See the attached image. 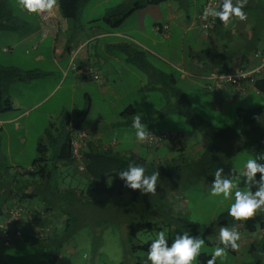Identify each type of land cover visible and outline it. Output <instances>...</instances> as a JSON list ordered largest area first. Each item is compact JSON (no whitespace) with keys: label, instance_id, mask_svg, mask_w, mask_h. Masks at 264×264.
<instances>
[{"label":"rangeland","instance_id":"obj_1","mask_svg":"<svg viewBox=\"0 0 264 264\" xmlns=\"http://www.w3.org/2000/svg\"><path fill=\"white\" fill-rule=\"evenodd\" d=\"M1 1L5 2L4 5H0L1 12L4 16L6 12L8 14L5 17H0V65L8 66L21 63L25 66L38 67L44 71L29 82L18 83L14 86L6 85L3 92H0V95L11 100L15 107L14 113L18 114L20 111L18 108L25 109L23 108L24 103H30L43 97L49 88L57 83L61 72L53 61V39L51 37L42 38L38 33L23 40L24 34H28L32 30L24 21L33 24L40 23L36 15L22 11L17 0ZM124 1L136 4L137 1L145 2L147 0H87L81 8L80 15L85 18L90 13L95 17L104 16L107 7L111 8ZM204 2L205 0H167L155 5H146L142 7L145 12L143 20L146 25L143 30L147 34V43L154 49H158L157 45L160 44L168 48L174 57L178 53L183 55V59L186 61V65L183 66L171 65L166 61L170 64L168 65L162 58L163 61L158 58H154L153 61L161 68L171 69L175 72L178 77L177 86L186 92L193 110L213 125L234 126L238 109L259 107L264 104V96L254 89H246L243 92H235V97H224L227 90L219 93L214 90L210 91L206 87V80L193 76L189 72L191 70V52L198 47H207L210 44L208 39L201 37L200 28L193 25L194 21L188 20V17H193L195 8L203 5ZM169 8H172L176 13V17L169 20L172 25V36L163 39L157 31V35H152L150 23L153 21V16L161 14V21H165ZM137 16L136 9L116 27H111L102 20L95 23L96 28L101 26L112 30L118 29L123 33L120 36H105L92 42L95 53L91 60L94 61L97 58L105 60L109 65L107 69H112V77L103 90L97 89L96 84L98 83L92 76H88V85L73 87L70 85L73 76L72 69H68L63 74L58 87L37 104L27 117H23L18 123H3L0 126V170L3 174L10 173L11 175H7L8 177L17 175V180L20 181L19 167L11 166V164L16 162L24 169L32 164L37 154L41 126L50 127L45 117L46 112L54 111L51 116L54 124L52 127L61 126V122L69 112L72 114L73 123L76 114L83 112L89 103V98L86 97L87 93L91 96V107L81 127L88 132L89 138L93 135L102 148L112 146L122 151L120 148L124 143L125 149L133 148L136 151L147 152L148 149L140 145V141L136 139L135 130L122 123L128 117L123 113L131 112L132 108H135L142 115L155 114V121L145 124L149 129L182 131L181 133H184L182 140L184 156L188 160H193L205 150L209 142L208 134L202 131L199 126L191 124L182 114L172 110L167 111L179 103L173 93L171 91L170 94L163 93L157 90L155 78H152L136 64L126 60L127 49L137 51ZM10 26L13 27L10 29ZM14 41L17 43L14 44ZM37 42H39L38 45ZM38 51H41L45 56H37ZM60 58V56L57 57L59 63L68 68L69 57H65L62 61ZM163 112L165 114L161 115ZM52 130L54 131V129ZM24 134L26 141L23 144V151L19 152L20 149L15 147L19 141L18 137H23ZM42 137L49 144L51 153L53 143L48 140L46 135ZM11 140L13 142L9 145ZM177 147V145L172 146L170 153L173 154H169L170 148L167 146L157 152L159 156L150 152L148 161L160 164V161L164 160L163 157H160L161 154H169L176 157L179 162L181 158L175 156L179 154ZM232 155L236 169L241 167L247 159H254L253 154L247 149L234 151ZM62 171L69 175H62ZM57 173L59 176L56 178L60 182L84 190V187L79 186V182L84 179L83 172L78 170L77 163L61 165ZM24 177L31 180L30 174H25ZM166 180H158L157 191L154 194L147 193L142 199L134 201H130L128 197H112V195L103 200L104 198L97 197L91 188L87 189V192L84 191V196L79 194L73 196L74 200H68V198L72 199V196L64 194L63 196L66 198L63 202L64 206L79 214L82 218H78V221L82 222L83 220V223L78 228L71 226L76 231L67 237L55 264H136L130 256L132 252L136 251L132 249L128 232L131 220L139 217L150 220L154 224L153 230L142 231L138 234L142 241L146 242L155 238L156 232L164 229L169 237V244H171L173 239V236L170 235L171 217L180 216L198 225L199 222L207 221L208 224L204 226V230L209 225L216 227V232L209 235L207 239L203 233H198L205 239V245L201 252L211 253L213 248L222 246L218 241L219 228L222 226L218 223V218L222 212L227 210L231 201L210 196L211 185L204 176L191 182L187 178V172L181 171L175 177ZM174 184L179 185L174 186ZM172 186L174 187L171 188ZM240 186L246 187L243 184ZM58 189L60 188H57L56 191ZM166 194L167 196L164 197ZM0 201L2 200L0 199ZM169 215L172 216L169 217ZM177 224L190 229L183 222ZM237 230L240 232L238 241L240 247L235 253L228 249L227 258L223 261L218 259L217 264H264V255H262L264 253V234L262 232L250 233L242 229L241 225L237 226ZM251 243L256 244V248L253 250L250 249ZM32 249L36 251L35 256H27L25 253L21 264H37L40 263V260H46L45 253L38 249V244L33 245Z\"/></svg>","mask_w":264,"mask_h":264},{"label":"trees","instance_id":"obj_2","mask_svg":"<svg viewBox=\"0 0 264 264\" xmlns=\"http://www.w3.org/2000/svg\"><path fill=\"white\" fill-rule=\"evenodd\" d=\"M86 1L87 0H57L61 15L65 18L74 20L75 22L79 19L81 8ZM163 1L167 0L137 1L136 4L124 1L107 9L103 20L111 27H116L136 9L138 10L150 4H159ZM2 2L3 1L0 2V5L5 4V2ZM244 10L252 21L251 35L249 39H246L243 42L244 47L239 48L237 53L234 51H227L225 53H219L217 51H202L201 54H198L201 61H206V63L212 64L213 69L216 71L221 72L231 69L237 60L239 63H246L247 60H249V57L257 50H262L264 52V0H257V4H252L251 0H247ZM7 14L8 12H6V15ZM5 16L0 8V17ZM219 23L220 20L217 22L216 26L209 31L214 30ZM12 27L13 26H10L9 28L11 29ZM126 51V60L128 62L136 64L146 71L148 75L157 80L155 86L157 90L169 94L171 91L179 100L178 104L173 105L172 109H167V111L170 112L172 110L175 113L182 114L191 124L199 126V128L209 136L208 145L198 157L193 160H188L186 156H184V146L181 145L182 135L179 130L176 129H149L151 132L162 130L175 131L177 133V138L172 141L167 140L159 142L155 146H150L149 144L147 145V143L140 141V145L148 149L146 150L147 152L143 151L144 153L142 151H136V149L133 148L123 151H119L112 146L102 148L99 146L98 140L88 138V141L81 149L82 159L84 161V168L81 169L79 167V160L73 152L72 138L76 131L84 130L82 129L81 124L90 111V98L85 110L76 114L72 126L69 122L71 119L70 113H67L58 133L52 131L53 128L51 129V127L53 125L51 123L45 134L48 140L53 143L51 153L49 144L45 142L43 137L40 138L37 143V154L32 161V168L21 170V175L30 174V178H37L38 185L36 187L26 189L22 184L18 185L17 175L10 178V180H13L11 184H5L2 177L4 176L3 172L0 170V199L2 200L0 201V219L8 217L7 209L10 210L17 206L23 208V216H21L19 221V224L23 226L22 234L14 240L13 244L10 245L16 244L18 240L24 237L25 221L30 215L29 209L22 204V201L24 200L36 199L41 203L44 209V214L48 212L46 219L51 221L50 224H55L58 230L57 236L53 235V237L51 236L53 233L48 232L46 227L43 231L39 233L35 232L33 234L34 237L30 242L34 241L33 245L38 244V249L45 253L46 257V260H40V263L37 264H55V261L60 256L63 244L67 237L72 233L74 234L76 231V229H72L71 226H75L76 228L82 226L83 220L82 222L81 220L78 221V218L82 217L64 206L63 202H65L64 200L66 199L63 196L64 194L72 196V199L68 198V200H74L73 196L77 194L84 196V191H87V188L85 189V187L94 183L93 188H90L96 194H100L101 192L106 196L115 195L120 197L127 195L130 197V201L142 199L147 195V193H141L139 189L133 190L127 188L124 185V181L117 175L119 171L127 168L129 160L142 165L146 170V174L150 175L153 171L158 170L160 173L159 179H163L164 181H167L166 179L172 178L173 176L175 177L181 171H186L189 181L194 182L204 176L211 185V181L214 178V172L218 167L224 169V175L235 176V172L232 171L233 169H236L232 160V154L234 151L247 149L253 154L254 159L259 155L264 154V104L254 108H239L234 126L221 127L213 125L193 110L186 92L177 86L178 77L175 72L171 69H163L153 61L154 58L161 59L160 56L143 48L138 43L137 51H133L132 49H127ZM164 62L170 65L168 62ZM36 75H39V73L22 72L14 67L0 65V92H3V88L14 80L31 79ZM250 86H254L259 93L264 96V75L251 83L248 88ZM235 92L237 91L235 90ZM0 103L3 106L11 105V101L2 95H0ZM123 114L128 117L126 120L122 121V123L129 126H131L132 118L136 114H139L142 117V121L145 124L153 123L156 119L155 114L142 115L138 113L135 108H132L131 112H125ZM163 114L165 113L163 112L161 115ZM173 145L178 146L177 149L179 150V154L175 156L181 158L179 162H177L176 157L169 155L173 154L170 153ZM166 146L170 148L169 154H161L160 157H163L164 160H162V162L160 161V164H156L154 161H148L150 152L158 155L157 152ZM75 163L78 165V170H82L83 172L84 180L81 181H86V183L81 184L80 181L79 186L84 187V190L83 188L81 189L77 186L60 182L56 178V176H59L57 173L59 166H67ZM6 173L4 174L6 175ZM10 175L11 174H9V176ZM259 175L260 174L257 173V177H259ZM178 185L179 184H174V186ZM53 187H55V189H53ZM57 188L60 189L56 191ZM167 194L164 197H166ZM5 196H11L14 200L6 202L4 201ZM171 216L172 215H169V217ZM183 219L184 218H181L180 216L174 218L171 217L170 235L174 238L177 233H183L186 231L189 232V234L198 235L199 225L189 219ZM179 222H183L190 229L178 225L177 223ZM218 223L222 226L228 227L235 225L236 228L241 225L242 229L250 233L262 232L264 234V211H258L246 221L238 222L229 217L226 210L220 214ZM153 228V222L142 217L131 220L129 223L128 233L132 243V249L138 252L141 251L146 258L148 245L151 241H142L139 239L138 234L142 231L153 230ZM215 232L216 227L214 225H209L204 230L203 235L207 239L209 235ZM3 246L10 247L8 244L6 245L0 242L1 264H13L8 256L6 257V253L3 251ZM32 247L26 250V254L33 257L35 256L36 251H33ZM255 248L256 244L251 243L250 249L253 250ZM229 250L233 253L237 251L232 249ZM209 256L210 253L201 252L198 257V264H207ZM217 263L218 261L216 264Z\"/></svg>","mask_w":264,"mask_h":264},{"label":"crops","instance_id":"obj_3","mask_svg":"<svg viewBox=\"0 0 264 264\" xmlns=\"http://www.w3.org/2000/svg\"><path fill=\"white\" fill-rule=\"evenodd\" d=\"M169 1V0H168ZM252 4H257V0H251ZM203 5L200 7H196L194 12H193V17H188V20H193L194 22L193 25H196L198 28H200L201 31V37L204 39H208L210 41V44L207 47H198L195 50L191 52L190 56V65H191V70H189L190 73H192L193 76H197L202 78V76L206 75L209 71L214 70L213 65L206 63V61H201L198 54H201L202 51L207 52V51H217L219 53H225L227 51H234L235 53L238 52L239 48L244 47L243 42L246 39L250 38V33L252 29V21L247 15L246 20H239L234 19L233 22L230 24V26L225 29L220 22L217 27L212 30V31H206L203 29L200 25V20L197 18L198 14L201 10ZM110 7H107L109 9ZM158 11V10H155ZM143 12V8H140L137 10L138 18H137V43L141 45L143 48L148 49L152 52H155L158 56H160L162 59L165 61H168L171 63V65H176V66H183L186 65V61L183 59V55L178 53L175 57L169 51L168 48H166L163 45L158 44L157 48L154 49L147 43L146 40V32L143 30L146 28L145 22L143 20V17L145 16ZM36 15V14H35ZM104 16L100 17H95L92 13L88 15V17H83L80 15L79 19L75 22L74 20H71L69 18H65L61 15L58 16L56 21L50 24H45L39 17L36 15V18L40 23L33 24L31 22H26V25L30 27L32 30L29 31L28 34H24L23 40L33 37L37 35L38 33L41 35L42 38H47L51 37L53 39V61L56 67H58L59 72H61L59 80L57 83H54L49 90L43 95V97H40L33 102L30 103H24L23 108L24 110H21L18 108L20 111L18 114H15V107L11 103L9 106H3L0 103V126L3 125V123H18L20 119L23 117H27L31 110L37 106L41 101H43L45 98H47L54 90L55 88L58 87L60 84L63 74L68 69H72L73 76L71 78V83L73 87L76 85H82L86 86L89 83V77L92 76L95 81H97L98 84H96L97 89L103 90L110 79L112 77V72L111 68L107 69L109 67L107 61H102L99 60L98 58L95 59L94 61L91 60L92 55L95 53L93 51V44L92 42L96 39L99 40L102 37L105 36H120L123 33L118 30V29H109V28H104L101 26H95V23L98 21H103ZM176 17V13L172 10V8H169V10L166 12V20L161 21V14L160 16L154 15L153 16V21L150 23V29L152 32V35L159 32L163 39L171 37L172 36V31H171V23L169 20H173V18ZM29 24V25H28ZM202 29V30H201ZM157 31V32H156ZM21 33H23L21 31ZM114 40V39H113ZM155 41H157L154 38ZM36 42V41H35ZM14 44L17 43V41L13 42ZM37 45L39 42L36 43ZM36 45V48H37ZM13 46V45H12ZM37 56L39 57H44L45 55L41 52L38 51ZM61 57L60 61H62L65 57H69V62H68V68L63 67L59 61L57 60V57ZM174 58V59H173ZM7 66V65H6ZM9 67H14L19 69L22 72H36L41 74L44 72L42 69H39L38 67H30V66H25L24 64L21 63H15V64H10L8 65ZM182 68V67H181ZM105 70V71H104ZM114 70V69H113ZM38 76V75H36ZM34 76V77H36ZM32 77V78H34ZM31 78V79H32ZM31 79H25V80H14L10 82L8 85L9 86H14L18 83H24V82H29ZM203 79V78H202ZM249 89H254L258 91L254 86H250ZM259 92V91H258ZM235 91L233 88H228L226 96H234ZM87 98H90V104H91V96L87 93L86 94ZM11 101V100H10ZM54 111H48L46 112V120L49 122V124L52 123L51 116ZM70 113V112H69ZM71 119H70V125L72 126V114ZM27 122V121H26ZM52 125H54L52 123ZM62 126V122H61ZM61 126L57 127L54 126L52 127L54 129V133H58L59 130L61 129ZM41 134L40 138H42L43 135L46 134L47 126H41ZM26 130V128H25ZM177 130V129H176ZM53 131V130H52ZM180 132V131H179ZM182 132V131H181ZM182 135V140L184 133H181ZM93 138V135L91 136ZM19 141L16 145V149H20L19 152L23 151V144L26 141V135L24 134L23 137H18ZM96 140V138H94ZM12 140L9 142V145L12 144ZM182 143V142H181ZM121 146L120 150H126L124 147V143ZM121 145V144H120ZM183 145V143L181 144ZM184 146V145H183ZM12 166L19 167L20 171L19 174L21 176L20 181L17 180V184L22 186H26L27 189L36 187L38 185V180L37 178H31L29 180L28 178L24 177V175H21V170L24 169L22 165L17 164L16 162L11 164ZM60 167V166H59ZM32 168V164L30 166H27L26 169ZM10 173L3 174V180L5 184H11L13 180H10L12 177H8ZM62 175H67L66 172L62 171ZM83 184L86 183L81 181ZM31 185V186H30ZM86 186V185H85ZM93 184L87 185L85 188L90 189L93 188ZM92 190V189H91ZM88 191V190H87ZM86 191V192H87ZM4 194V193H3ZM97 197L99 198H104L103 200H106L105 194L101 193L96 194ZM112 197H120V196H112ZM124 197L129 196L124 195ZM14 199L11 198V196H5L4 201L10 202ZM16 200V199H15ZM8 204V203H6ZM22 204H25L27 208L30 211L29 217L25 221V232H24V237L16 242L14 245H9L10 247H4L3 251L6 253V257L12 261L13 264H21L22 263V257L25 255L26 250L30 249L32 245L34 244V241L30 242V240L34 237L35 232H41L44 230L46 227V230L48 232L53 233L51 236H57L58 230L55 226V224H50L51 221L47 218L48 212L44 214V209L41 203H39L36 199H30V200H24L22 201ZM2 205V204H1ZM103 205V204H102ZM170 208V207H169ZM51 215V214H50ZM56 215V212H55ZM29 256L28 254H26ZM132 257L133 261L136 264L140 263H145L146 257L141 251H136L132 252L130 254Z\"/></svg>","mask_w":264,"mask_h":264},{"label":"clouds","instance_id":"obj_4","mask_svg":"<svg viewBox=\"0 0 264 264\" xmlns=\"http://www.w3.org/2000/svg\"><path fill=\"white\" fill-rule=\"evenodd\" d=\"M18 6L28 14L40 15L54 9L57 0H17ZM247 0H220L218 7H205L201 19L209 17L219 19L223 27L227 29L234 19L246 20L245 5ZM131 128L135 130L138 141H145L150 137L151 131L142 121V117L136 114L132 118ZM264 154L257 158L247 159L241 167L233 169L235 176L224 175V169L218 167L211 181L209 195L230 200L227 208L228 216L234 221L244 222L254 216L258 211H264ZM259 173V177H257ZM117 175L124 181L127 188L141 193L154 194L157 191L160 173L153 171L150 175L142 165L129 160L127 168L119 171ZM243 184L246 187L242 188ZM208 222H199L198 232H204V226ZM240 232L236 226H221L218 232L219 245L212 249L207 264H216L217 260L227 258L228 249L237 250L240 245ZM145 264H198V257L205 245V239L201 235L189 234V232L177 233L169 244L166 230L161 229L150 239ZM264 255V253H262Z\"/></svg>","mask_w":264,"mask_h":264},{"label":"built area","instance_id":"obj_5","mask_svg":"<svg viewBox=\"0 0 264 264\" xmlns=\"http://www.w3.org/2000/svg\"><path fill=\"white\" fill-rule=\"evenodd\" d=\"M220 0H205L202 9L198 14L200 25L205 30L213 29L219 19L213 20L209 17L208 20L201 19V14L205 7H218ZM60 15V9L58 2L56 3L53 10L50 12L46 11L38 15V17L45 23L50 24L56 21ZM264 75V52L262 50L255 51L247 60L246 63H239L238 60L232 66L231 69L225 71L212 70L206 75L202 76L207 80V89L210 91H216L217 93L225 91L228 88H233L234 91L243 92L248 89V86L253 83L256 79ZM89 134L86 130H78L73 134L72 145L73 152L79 160V167L84 168V161L82 159L81 149L88 141ZM177 138L175 131L162 130L158 132H151L150 137L143 141L150 146H155L157 143L162 141H172ZM22 207H14L8 211V217L0 219V242L4 244H13L14 240L21 236L22 227L19 224L22 214ZM1 264V262H0Z\"/></svg>","mask_w":264,"mask_h":264}]
</instances>
